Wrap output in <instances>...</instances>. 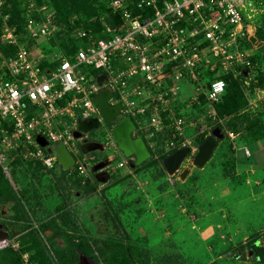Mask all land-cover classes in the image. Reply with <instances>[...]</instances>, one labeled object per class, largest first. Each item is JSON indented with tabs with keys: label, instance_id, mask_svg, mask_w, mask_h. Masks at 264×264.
Here are the masks:
<instances>
[{
	"label": "built area",
	"instance_id": "1",
	"mask_svg": "<svg viewBox=\"0 0 264 264\" xmlns=\"http://www.w3.org/2000/svg\"><path fill=\"white\" fill-rule=\"evenodd\" d=\"M106 1L120 22L105 24V36L99 38L79 22L69 35L84 41L69 56L58 43L41 47V40L60 32L51 2L26 0L20 30L8 25V14L2 18L0 43L15 51L6 56L0 49V168L15 190L8 163L21 154L54 169L57 155L47 148L57 142L74 157L67 175L79 176L82 184L97 182L91 167L104 158L83 153L77 140H98L85 134L76 138L74 131L79 119L95 117L102 123L93 99L103 88L112 92L109 104L121 105L116 119L129 116L134 136L142 137L155 157L183 146L189 154L197 151L192 120L183 111L194 104L213 108L225 87L222 75L240 79L248 91L255 75L251 57L256 34L249 21L253 0ZM2 4L0 0V8ZM134 7L138 12H132ZM68 21L73 26L79 18L74 14ZM207 72L213 74L208 87ZM178 104L184 105L179 110L183 114L177 112ZM209 113L215 118L214 109ZM104 130L99 141L119 153L111 133ZM226 134L235 137L233 131ZM38 135L48 144L41 146ZM114 153H108L112 162L104 168L110 175L127 165L126 158L115 164ZM7 246V240L0 241V249Z\"/></svg>",
	"mask_w": 264,
	"mask_h": 264
},
{
	"label": "rangeland",
	"instance_id": "2",
	"mask_svg": "<svg viewBox=\"0 0 264 264\" xmlns=\"http://www.w3.org/2000/svg\"><path fill=\"white\" fill-rule=\"evenodd\" d=\"M19 2L18 6L20 5L23 9L26 8V0H20ZM253 2L255 10L251 12L253 13L251 19L249 18L250 23L256 28H254L256 37L253 42V49L259 56L258 68L264 72V39L259 38L257 35V26L261 15L264 13V0H253ZM76 15L78 18L85 17L82 14ZM78 22H82V20L79 19ZM58 25L60 32L54 39H50L47 42H42L41 40L42 48L48 44L57 43V37L67 32L70 28L69 21L68 23L59 22ZM76 25L78 24H73V26ZM80 40L78 39V41ZM243 90L248 104L240 114L247 113L251 119L257 118L259 120L257 124H264V85L254 86V88L247 89L248 91L244 88ZM185 92L187 90H184ZM212 109L214 107L212 108L209 105L203 106L200 110L197 107L190 109L189 112L193 113L192 128L190 130L195 137V143H197V136L202 133H205L206 136L209 135L217 123L221 125L224 135L226 131L231 130L228 124L230 116L221 119L216 115L214 118L209 113ZM199 131L202 132L197 134ZM242 132L245 141H253L250 133L247 132L245 134L243 130ZM106 133L107 131L98 128L93 131L91 136L95 139L103 140ZM77 143H79L78 140ZM224 144L225 147L229 145L227 142H224ZM114 151L106 147L103 152L94 151L92 153L97 159H100L103 155L114 153ZM114 154L116 157L114 163L116 164L120 156L119 153ZM194 154H189L179 168V171L184 168L189 170L182 183L180 180L168 181L165 170L159 163L150 164L138 170L146 171V174L143 175L145 182L144 179L140 181L142 183L140 188L137 189V182L131 181L132 185L130 188L134 191L130 189L126 192L131 197L130 204L136 206L133 209L137 210L130 219L133 224H137L140 216L145 214L147 216V221L144 223L145 231L142 229L144 233H140V231L130 233L129 241L132 254L141 264H264L257 260L254 251L249 250L250 248L248 247V243L255 238L257 239V245H261L260 240L264 242V171L256 170L255 173L248 171L250 174L247 177L249 182L257 186L258 189H256L255 194L261 193L259 201H251L249 198L246 199L248 195L246 187L239 188L236 192V188L241 186L242 182L247 181L245 177L242 175L227 177L226 170L221 171L216 166L217 158L214 159L215 163L212 160L211 163L206 162L202 168H197L191 162ZM222 155L227 160L228 154L223 153ZM27 160L29 159H24L21 154H16L14 161L8 163V171L17 192L21 194V199L25 202L31 224L17 221L15 216H17L18 212L6 210L0 204V225L9 232V239H7L9 246H13L19 252L25 247L22 244V236L24 235L22 233L26 232L29 226L37 230L39 220L45 218L43 216L50 215L49 211L47 213L43 212L41 215L35 214V207L31 208V202L29 203V198L31 197L29 193H34L39 200L51 198L53 195L61 197L62 202L54 210L60 213L70 209H67L64 191L57 179L47 176L46 172L40 170L41 168H31L32 166L27 163ZM58 171L56 168L55 171L50 173L53 175L57 174ZM242 171H246V169ZM111 175L113 176L112 181L119 179V176H121L117 169ZM237 177L242 180L240 179L241 181L238 182L239 178ZM168 178H171V176L168 175ZM255 179H257L258 183L253 182ZM213 184L217 185V187L214 188ZM35 185H38V187ZM70 185L67 186L68 189L71 187ZM80 185H83L82 181ZM74 187L75 190L81 188L77 186L76 181ZM73 194H70V197ZM255 194L254 196L256 197L257 194ZM237 197L243 198L237 200ZM2 208L6 211H3ZM159 209L163 210L164 216L161 222L159 220L153 221L156 215L155 211H159ZM69 211L73 216H80L83 213L80 208ZM81 220L82 218L80 219V217L73 220L71 225L79 230L78 232L75 230L74 234L93 239L88 235L87 231L81 230H87L90 224L81 222ZM162 226L165 227L163 231ZM138 227L139 225L137 224ZM40 238L43 237L41 236ZM118 239L125 241L123 237H109V240L113 241ZM46 248L50 255L47 257V262L55 264L56 261L52 258L53 252L49 247ZM36 255L39 256V253L34 249L31 251L24 250V252H21V260L23 264H32V261L36 263V260L31 261V256L33 258ZM89 261L90 264H94L91 259ZM99 264H103L102 260H100Z\"/></svg>",
	"mask_w": 264,
	"mask_h": 264
},
{
	"label": "trees",
	"instance_id": "3",
	"mask_svg": "<svg viewBox=\"0 0 264 264\" xmlns=\"http://www.w3.org/2000/svg\"><path fill=\"white\" fill-rule=\"evenodd\" d=\"M19 1L20 0H3V4L0 8V24L2 22L3 16L8 14V25L16 26L17 30L21 29L24 23L25 8L23 9L20 7V5L18 6ZM37 1L40 3L51 2L55 11L56 21L58 23H68L70 16L74 15L75 13L80 15L82 14L85 17H79V19L82 20L85 29H90L97 38L105 36L102 34L105 24L115 26L120 22L119 16L113 14L111 9L108 8L106 0ZM132 12L136 13L138 12V9L134 7L132 8ZM78 23L79 22H77V24ZM73 27L74 26L70 25L69 30ZM257 27L258 37L264 39V13L261 15L260 22ZM69 30L62 33V35L58 36L56 39V42L67 54V56H69L71 52L77 48L78 44H81L84 41V39L78 41V39L72 38V36L69 35ZM252 39L255 40V38ZM0 49L6 56L12 55L15 51L14 46H7L3 43H0ZM251 59L253 63L252 70L255 72V75L250 80L247 89L254 88V86L258 85H264V72L258 68L259 56L257 52L254 53ZM42 64L45 65V61H43ZM241 77L242 79L244 78L243 75H241ZM212 78L213 74L207 72V87L210 85ZM221 78L225 81V87L218 101L213 103L214 111L217 117L222 119L226 116H230V121L228 123L231 127L230 131L241 132L243 130L245 131V134L248 132L251 134L253 141L264 139V124H257L259 120L257 118L251 119L247 113L240 114V112L246 108L248 104L247 98L243 93V88L245 89L243 82L240 79L234 78L231 74H224L221 76ZM196 105L197 104H194L192 108L197 107V109L200 110L204 106L203 104L198 106ZM183 107V104L177 105L176 110L179 114H183L179 112V110H181ZM183 112L187 113L191 120L193 119V113L191 114L190 112H186V110ZM216 126L221 129V125L219 123H217ZM205 137V133L197 136V145L200 144L205 139ZM220 140L218 139L217 142ZM227 146L231 147V144ZM149 151L151 152V157L142 164L135 166L134 170H139L141 167L155 163L162 165L161 161L167 155L163 154L155 157L153 150L149 148ZM228 165L229 161H226L225 173L233 174L234 172H230L231 170H229ZM52 170L53 169H49V171ZM75 181L77 186L83 187L87 193L95 192V184H98V182L92 183L90 180H86L83 185H80L81 178L79 176L76 177ZM0 204L2 207L6 208V210L17 211L18 214L15 216L17 221H21L24 224H31L28 210L24 200L21 199V194H19L17 190L13 188L1 168ZM4 208H2V210L6 211ZM61 213V216H51L47 218L46 221H41L39 225H37V230L32 228V226H29L27 230L28 232L26 231L22 233V235L24 234L22 236V244H24L25 247L22 248L20 252L14 250L11 246H7L0 249V256L5 257L4 259L6 260H13L15 263L21 264V252H24V250L31 251L34 249L39 253V256L36 255L33 257L34 259L31 256V261H37L36 263H33L32 261V264H49V262H47V257L50 255L46 250V247H49V249L53 252L52 258L56 261L55 264H75L78 261L80 255L87 259H91L94 264H99L100 260H102L103 264H141L131 252V244L129 241L130 236L128 234H117V236L123 237L125 241L122 239L113 241L109 240V237L95 240L84 236H76L74 234L76 229L73 225H71L73 224L74 220L71 216V212L66 210ZM108 235H113V233L110 232ZM41 236L43 238H40ZM256 242L257 239L255 238L248 243V247L250 248L249 250L254 251V255L259 262L264 263V245H257Z\"/></svg>",
	"mask_w": 264,
	"mask_h": 264
},
{
	"label": "crops",
	"instance_id": "4",
	"mask_svg": "<svg viewBox=\"0 0 264 264\" xmlns=\"http://www.w3.org/2000/svg\"><path fill=\"white\" fill-rule=\"evenodd\" d=\"M234 134L235 137L233 139L228 137L227 134H225L223 139L217 142V146L213 150L207 163H211L212 160L215 163L214 159L217 158L216 166H218L221 169V171L222 170L225 171V163L226 161H229V165H228L229 170H231L230 172H234V173L227 174L226 176L234 177V176L242 175L247 180L242 182V185L236 188V192L239 190V188L246 187V191L248 194L246 199L249 198L251 201H259L261 198L260 196L261 193H256L257 196L256 197L254 196L255 192L258 190L257 186L250 183L249 178L247 177L250 176V174L248 173L249 170L252 173H255L256 170L264 171V139L247 142L243 139L242 131L234 132ZM224 142L231 144V147L229 146L225 147ZM245 150L248 151V154L245 152ZM223 153L228 154V157L226 158L227 160H225V158L222 157ZM119 156L120 159L118 161L124 159V156L121 153H119ZM27 161L28 164H31L32 166L31 168H36V167L41 168L40 170L46 172L47 176L57 179L59 184L62 185V190L64 191V195H65L64 200L67 203V209L70 208L69 210H72V209L80 208L83 212L80 214V216L76 215L78 217L73 216V214H71L72 218L75 220L80 217V219L82 218L81 222H86L87 224H90L88 225L87 230L85 229H81V230L87 231L88 235L91 236L93 239L98 240V239H105L110 236L115 237L117 236L118 233H126L129 236H131L130 233H134V232L140 231V233H144L142 229L145 231L144 223L145 221H147L146 219L147 216L146 214L140 216V219L137 221V224L139 225L138 228H137V224L132 223L130 217H133V215H135L137 209H133L136 206H132L130 204L131 197L127 195L126 191L130 189L131 191H134L132 188H130V186L132 185L131 181H135V183L137 182L138 183L137 189L140 188L142 186V183H140V181L144 179L145 182V177L143 175L146 174L145 173L146 171L143 170L138 171V169L134 170L135 167L130 168L128 165H125L123 167L117 168L119 175H121L119 176L120 177L119 179L112 181L113 176L110 175L111 179H109L106 183H101L99 187H97L98 184H95L96 185L95 192L87 193L81 186H80L81 188L75 190L74 184L77 176L67 175V173L64 172V169L61 167V165L58 164L57 166H55V168L52 171H49L48 168L43 166L38 161H34L31 159ZM56 168L59 170L58 173L52 175L50 172L55 171ZM245 169L246 171H242ZM180 172L181 170L180 171L178 170V172H176L173 176H171L172 178L171 179L168 178V174L165 171L166 179H169L168 181L170 180L179 181ZM240 179L241 178L238 179V182L242 180ZM182 181L183 180H180L181 183ZM248 182L249 184H247ZM253 182L258 183L257 179H255ZM68 185L71 186L69 187V189L67 188ZM35 186L38 187V185ZM213 186L214 188L217 187V185L214 184ZM70 194L73 195H71L70 197ZM29 195L31 196L29 198V203L31 202L30 203L31 208L35 207L34 208V210H36L35 214L41 215L43 212L45 213H47L48 211L50 212V215L49 216L46 215L47 217L43 216L45 218L39 220V223L43 220L46 221L47 218L51 216L57 217L62 215L61 212L59 213L54 210V208L60 202H62L61 197L58 196L56 197L55 195H53L51 196V198H47L45 200L43 199L39 200V198L34 193L32 194L29 193ZM241 198L243 197H237V200ZM39 201L41 202L39 203ZM155 214L156 215L153 221L159 220L161 222L164 216L163 210L159 209V211L158 210L155 211ZM150 221H152V219H150ZM164 228L165 227L162 226V231L164 230ZM76 231L78 232L79 230L76 229ZM110 232L113 233V235L109 236L108 233ZM260 244L264 245L263 240H260ZM13 249L17 250L14 247ZM4 258L5 257L0 256V264H17L13 260H6ZM21 264H23L22 260H21Z\"/></svg>",
	"mask_w": 264,
	"mask_h": 264
},
{
	"label": "water",
	"instance_id": "5",
	"mask_svg": "<svg viewBox=\"0 0 264 264\" xmlns=\"http://www.w3.org/2000/svg\"><path fill=\"white\" fill-rule=\"evenodd\" d=\"M105 77L104 74L97 77V81L100 82ZM112 96V92L108 89H101L95 95L93 101L99 108L100 116L105 126L110 130L117 149L127 159V165L130 168H134L137 165L142 164L151 157V152L147 147L145 140L140 136H134L133 131L135 124L129 116H123L116 119L120 114L121 105L108 103V98ZM99 126L97 118L92 117L88 119H79L77 129L74 131L76 138L81 137L83 134L89 133ZM224 133L216 126L205 139L198 144L197 151L192 157V164L196 167H203L209 160L213 150L217 146V140L223 139ZM36 140L41 146H45L48 142L42 136H36ZM80 150L83 153H90L94 151H105L104 145L96 140L83 141L79 145ZM49 152L53 151L57 155V161L59 165L65 170L70 168L74 164V157L68 151L66 146L62 142L53 144L52 147H48ZM189 155V149L183 146L174 152L165 156L161 164L169 176H173L180 168L184 159ZM112 162L111 159L105 157L103 160L98 161L91 167V172L94 173V178L99 183H106L110 179V174L104 169ZM188 173V169L184 168L179 174L180 180H183ZM9 239V232L4 230L0 225V241ZM75 264H90L89 259L80 255L78 261Z\"/></svg>",
	"mask_w": 264,
	"mask_h": 264
},
{
	"label": "flooded vegetation",
	"instance_id": "6",
	"mask_svg": "<svg viewBox=\"0 0 264 264\" xmlns=\"http://www.w3.org/2000/svg\"><path fill=\"white\" fill-rule=\"evenodd\" d=\"M98 128H101L102 130H104V129H106V130H108L109 132H110V130L105 126V124H104V122L102 121V123H100L99 122V126H98ZM97 128V129H98ZM94 131V130H93ZM93 131H91V132H89V133H86L85 135L87 136V137H89V138H93V136H91L92 135V133H93ZM98 141H99V139H97ZM100 142V141H99ZM80 141H79V145H80ZM101 143V142H100ZM105 148V147H104ZM104 150H106V149H104ZM92 153V152H91ZM120 153V152H119ZM107 155L108 154H106V155H103L102 157L103 158H105V157H107Z\"/></svg>",
	"mask_w": 264,
	"mask_h": 264
}]
</instances>
